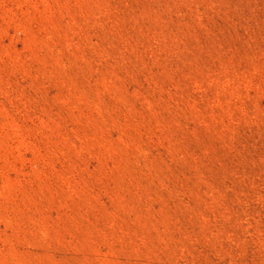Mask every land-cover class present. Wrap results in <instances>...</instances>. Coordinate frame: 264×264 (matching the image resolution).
Here are the masks:
<instances>
[{
	"label": "rangeland",
	"instance_id": "374dc122",
	"mask_svg": "<svg viewBox=\"0 0 264 264\" xmlns=\"http://www.w3.org/2000/svg\"><path fill=\"white\" fill-rule=\"evenodd\" d=\"M0 264H264V0H0Z\"/></svg>",
	"mask_w": 264,
	"mask_h": 264
}]
</instances>
